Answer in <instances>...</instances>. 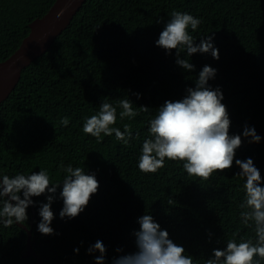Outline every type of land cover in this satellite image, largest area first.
<instances>
[{
    "label": "trees",
    "instance_id": "1",
    "mask_svg": "<svg viewBox=\"0 0 264 264\" xmlns=\"http://www.w3.org/2000/svg\"><path fill=\"white\" fill-rule=\"evenodd\" d=\"M56 0H0V61L10 57L30 32V23L43 16ZM201 19L193 35H213L219 60L210 54L181 57L195 64L187 72L171 55L156 46L172 9ZM207 64L217 69L209 84L220 87L227 107L230 134L255 127L259 143L241 135L233 166L210 179L188 176L182 163L165 160L156 173L137 167L142 142L148 137V121L165 100L183 98L186 87ZM135 93L140 94L138 99ZM129 98L138 115L113 127L131 125L128 145L115 134L100 142L82 131L84 118L95 114L100 103L114 106ZM149 107L148 112L140 109ZM63 117L69 124H61ZM138 134V135H137ZM251 158L264 178V0H86L69 26L51 47L22 72L21 78L0 104V173L13 176L47 170L52 183L63 180L65 166L95 173L98 192L83 212L73 219L60 218L63 201L57 189L52 203L54 235L37 230L39 203L27 209L34 218V249L46 264H95L97 251L87 249L96 240L106 246L105 264H111L121 247L135 250L137 218L150 213L170 238L184 246L196 264H203L212 249L225 247L234 232L254 239L252 228L242 224L238 204L244 199V178L235 159ZM47 193L33 197L47 202ZM169 200L172 201L169 204ZM254 227V226H253ZM211 233V239H209ZM27 231L14 223L0 225V264H40L23 253ZM219 241V243H218ZM79 248V252L74 249ZM264 264V261H261Z\"/></svg>",
    "mask_w": 264,
    "mask_h": 264
},
{
    "label": "clouds",
    "instance_id": "2",
    "mask_svg": "<svg viewBox=\"0 0 264 264\" xmlns=\"http://www.w3.org/2000/svg\"><path fill=\"white\" fill-rule=\"evenodd\" d=\"M61 14H57L58 18ZM201 22L200 18L175 8L168 14L166 21L163 17L157 21L164 26L155 45L168 55L175 50L176 64L187 72H193L196 66L182 58V52L186 51L189 57L196 53H207L216 60L220 58L219 49L213 43L214 34L201 36L198 44L190 34L189 29L196 32ZM216 73L217 69L205 64L194 79V87H186L183 98L165 100L156 108L155 115L148 121V137L140 148L137 160L139 171L154 174L165 167L167 159L182 163L188 176L208 180L213 173H223L233 166L235 151L243 142L241 135L250 138L249 143L260 142L261 136L255 127L247 124L242 134H230L231 120L226 105L222 103L223 92L219 86L213 88L209 84L210 80L215 79ZM135 95L140 98L139 93ZM117 107L121 109L120 120L132 119L139 114L129 98L120 99L116 106L103 101L95 114L84 118L82 131L95 137L98 142L102 134L108 137L115 134L117 140L128 145L132 138L131 125L124 124L123 131L113 127L117 122ZM140 109L149 111L145 105H141ZM60 122L67 126L69 118L63 117ZM235 164L241 169L235 175L244 178L242 191L245 195L237 206L239 217L244 226L252 228L254 239L251 236H239L237 239L239 234L234 232L232 238L226 241V246L213 248L203 264H261L264 261V178L251 158L235 159ZM60 169L65 175L58 183H52L44 169L27 175L17 173L9 176L0 173V225L7 228L14 223L24 224L28 220L29 206L39 203L38 214L41 219L37 230L42 235L56 234L51 227L55 218L51 205L61 185L59 197L63 207L59 212L60 218L73 219L83 212L99 189L95 173L89 174L85 168L73 167L72 164L65 166L63 162ZM46 193L47 202L32 199ZM137 223L139 229L133 231L135 250L125 253L123 248L117 247L115 251L121 254L114 256L111 264H196L191 254L185 255L184 246L175 243L169 232L162 229L150 213L138 217ZM211 235L209 233V239ZM74 251L78 253L79 248ZM97 251L100 255L94 257L95 264H105L107 249L99 239L87 249L88 254Z\"/></svg>",
    "mask_w": 264,
    "mask_h": 264
},
{
    "label": "water",
    "instance_id": "3",
    "mask_svg": "<svg viewBox=\"0 0 264 264\" xmlns=\"http://www.w3.org/2000/svg\"><path fill=\"white\" fill-rule=\"evenodd\" d=\"M86 0H56L41 17L30 23V32L22 40L18 49L6 60L0 61V104L10 95L18 84L22 72L32 62L42 56L54 43L56 38L69 26L72 19ZM62 14L58 18V13ZM34 216L36 210L34 209ZM21 225V224H20ZM27 230V248L23 255L35 257L40 264L44 259L34 249L33 231Z\"/></svg>",
    "mask_w": 264,
    "mask_h": 264
},
{
    "label": "flooded vegetation",
    "instance_id": "4",
    "mask_svg": "<svg viewBox=\"0 0 264 264\" xmlns=\"http://www.w3.org/2000/svg\"><path fill=\"white\" fill-rule=\"evenodd\" d=\"M34 209H33V214H32V216H31V219L29 220V224H27V223H25L24 222V224H21V225H24V226H26V227H28L29 229H32V231H33V229H34ZM20 225V226H21ZM24 230H26L23 226H21ZM27 231V230H26ZM28 235V234H27ZM36 243V242H35ZM34 246H35V244H34Z\"/></svg>",
    "mask_w": 264,
    "mask_h": 264
}]
</instances>
